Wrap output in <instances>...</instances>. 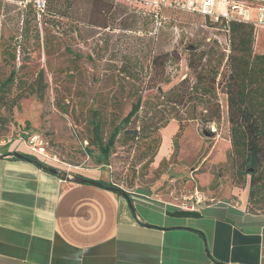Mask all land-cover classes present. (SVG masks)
Instances as JSON below:
<instances>
[{
    "label": "rangeland",
    "instance_id": "374dc122",
    "mask_svg": "<svg viewBox=\"0 0 264 264\" xmlns=\"http://www.w3.org/2000/svg\"><path fill=\"white\" fill-rule=\"evenodd\" d=\"M139 1L115 0L102 15L106 28L64 20L54 29L43 15L44 0H2L0 151L43 146L51 167L83 177L100 171L102 181L173 208L229 201L264 212V201L249 204L250 177L244 179L231 158L225 96H219L221 122L204 124L147 85L152 57L178 54L168 62V83L161 85L167 93L194 77L188 67L192 51L214 54L212 64L227 53V32L213 17L175 6L157 8L156 17L149 13L150 0ZM30 2L34 7L27 9ZM25 20L30 24L24 33ZM255 52L264 54V29ZM12 69L15 81L6 85ZM139 99L141 111L128 128L145 133L138 140L119 135L110 159L99 162L100 152L90 144L93 122L100 121L102 130L103 119L107 139Z\"/></svg>",
    "mask_w": 264,
    "mask_h": 264
},
{
    "label": "crops",
    "instance_id": "0c3cea01",
    "mask_svg": "<svg viewBox=\"0 0 264 264\" xmlns=\"http://www.w3.org/2000/svg\"><path fill=\"white\" fill-rule=\"evenodd\" d=\"M16 153L32 155L0 151V264H264V212L247 202L174 217L148 193L64 181Z\"/></svg>",
    "mask_w": 264,
    "mask_h": 264
},
{
    "label": "trees",
    "instance_id": "16d2710c",
    "mask_svg": "<svg viewBox=\"0 0 264 264\" xmlns=\"http://www.w3.org/2000/svg\"><path fill=\"white\" fill-rule=\"evenodd\" d=\"M114 2L115 0H44L42 11L44 17H48L46 22H50L54 29L64 25V20L89 27L106 28L107 24L102 23V15L113 9ZM33 7L32 2L26 5L27 9ZM147 7L150 8L149 13L153 16H161L158 7L153 6L155 8L152 9L149 4ZM202 16L209 18L206 15ZM24 24L25 33L30 23L25 20ZM215 24L221 25L227 32V53L219 61L212 64L211 60L215 55L208 51L200 53L192 51V55L188 58V67L194 77H186L164 93L161 85L169 81L166 75L168 62L177 58L175 56L178 54L174 51L158 54L152 57L151 76L147 85L150 90L157 89L172 106L184 109L191 114V119L204 124L221 122L225 110L219 96L221 94L225 96L232 145L230 155L239 167L242 177L244 179L250 177L249 204H261L264 201V54L255 52V43L260 30L253 22L227 20L223 17H220ZM70 27L71 25H68V28ZM46 43L49 51L52 44L49 40ZM217 46L218 42H215L213 48ZM12 58L16 60V55ZM16 75L17 71L12 69L5 84H13ZM141 108L142 100L139 99L123 119V125L115 126L107 139L103 119L102 130L100 121L93 122L94 138L90 144L99 150L101 157L99 162L103 163L110 159L119 135L123 134L131 140H138L145 133L143 129L138 131L128 128ZM183 128L181 121L180 131ZM23 156L32 160L37 159L35 155ZM101 184L107 188H117L103 181ZM116 192L120 193L119 188ZM249 209L253 211L252 207Z\"/></svg>",
    "mask_w": 264,
    "mask_h": 264
},
{
    "label": "built area",
    "instance_id": "2783aa9c",
    "mask_svg": "<svg viewBox=\"0 0 264 264\" xmlns=\"http://www.w3.org/2000/svg\"><path fill=\"white\" fill-rule=\"evenodd\" d=\"M148 4L159 9L175 6L189 12L213 17L216 21L223 17L227 20L253 22L259 30L264 29V0H150ZM31 153H35V156L42 159V163L48 165L49 152L46 147L34 146ZM178 209L188 212L199 211L195 205L192 207L184 205Z\"/></svg>",
    "mask_w": 264,
    "mask_h": 264
},
{
    "label": "water",
    "instance_id": "95a60500",
    "mask_svg": "<svg viewBox=\"0 0 264 264\" xmlns=\"http://www.w3.org/2000/svg\"><path fill=\"white\" fill-rule=\"evenodd\" d=\"M15 156L18 157V158H21V159H27V160L35 162L40 167H42V168L46 169L47 171L59 176L64 181H68V182H72V183H92V184L97 185V186H103L99 182L91 181V180H88V179H86L84 177H81V176L69 174L68 172L61 171V170H59L57 168L51 167V166H49L47 164H44L41 161H34L32 159L25 158L23 156V154L16 153ZM108 189H110L112 191H116L117 190V188H114V187H111V188H108ZM120 193L123 194V195H126V193L124 191H122V190H120ZM168 214L171 215V216L180 217V218H198V217L201 216V214L198 213V212H188V211H182V210H177L174 213H168Z\"/></svg>",
    "mask_w": 264,
    "mask_h": 264
}]
</instances>
